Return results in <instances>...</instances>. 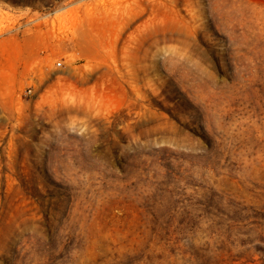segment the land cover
I'll list each match as a JSON object with an SVG mask.
<instances>
[{
    "label": "rangeland",
    "instance_id": "rangeland-1",
    "mask_svg": "<svg viewBox=\"0 0 264 264\" xmlns=\"http://www.w3.org/2000/svg\"><path fill=\"white\" fill-rule=\"evenodd\" d=\"M0 264H264V0H0Z\"/></svg>",
    "mask_w": 264,
    "mask_h": 264
},
{
    "label": "built area",
    "instance_id": "built-area-1",
    "mask_svg": "<svg viewBox=\"0 0 264 264\" xmlns=\"http://www.w3.org/2000/svg\"><path fill=\"white\" fill-rule=\"evenodd\" d=\"M58 65H61L62 64V62L61 61H58V63H57Z\"/></svg>",
    "mask_w": 264,
    "mask_h": 264
}]
</instances>
